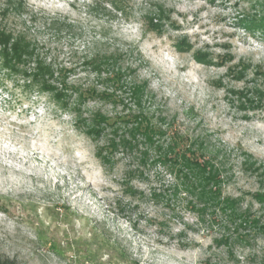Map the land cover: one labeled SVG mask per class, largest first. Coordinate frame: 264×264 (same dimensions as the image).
I'll return each instance as SVG.
<instances>
[{
	"label": "rangeland",
	"instance_id": "1",
	"mask_svg": "<svg viewBox=\"0 0 264 264\" xmlns=\"http://www.w3.org/2000/svg\"><path fill=\"white\" fill-rule=\"evenodd\" d=\"M24 1L0 0V27L33 46L19 69L0 54V252L18 264H264V234L217 245L220 218L194 211L181 179L138 153L105 165L97 151L113 131L88 135L31 76L43 63L55 81L113 92L81 108L116 122L139 86L162 141L203 139L223 161L224 194L264 220L252 197L264 190V0ZM103 238L111 261L90 254Z\"/></svg>",
	"mask_w": 264,
	"mask_h": 264
},
{
	"label": "trees",
	"instance_id": "2",
	"mask_svg": "<svg viewBox=\"0 0 264 264\" xmlns=\"http://www.w3.org/2000/svg\"><path fill=\"white\" fill-rule=\"evenodd\" d=\"M14 4V6H13ZM24 0H10L14 9L24 8ZM19 7V8H18ZM24 33L15 34L0 27V54H4V65L10 69H19L18 65L26 58L33 57V46ZM201 62H207L206 57L197 55ZM211 62V61H210ZM95 69L102 68V61L98 55L91 61ZM37 71L31 74L33 82L39 84V89L48 91L53 101L64 109L76 112L79 125L86 127L85 132L90 136H99L102 131L110 128L113 137L108 144L99 147L97 156L105 165L111 163V155L115 150L124 154L138 153L143 164L152 161L160 164L166 171L180 180L175 184L177 191L182 189L192 199L191 208L200 215L211 212L219 217V224L224 233L215 239L217 245H225L229 249L235 242H249L252 234H264V220L253 211L252 205H244L242 196L225 195L223 185L225 170L223 161H218V155L207 151L203 139L198 138L188 143L183 141L184 136L175 135L169 141H162L167 131L159 125L144 107L145 93L139 86H134V103L137 107L128 117L119 118V122L101 111L94 112L90 118H85L82 106L97 96L115 102V94L110 91H101L94 86L81 89L70 87L60 75L55 81L54 71L50 65L38 63ZM121 73V72H120ZM61 79V80H60ZM59 83V85L57 84ZM130 116V117H129ZM144 144L145 149L140 146ZM210 156L207 155L211 153ZM246 164H248L246 162ZM252 197L261 206H264V190L252 193ZM105 250V252H104ZM115 251V244L110 239L103 238L98 242L97 249L90 251L92 257L100 258L102 254ZM122 253V252H121ZM125 253L116 257H125ZM114 256L109 254L111 261ZM127 257V256H126ZM0 264H18L16 258L0 252Z\"/></svg>",
	"mask_w": 264,
	"mask_h": 264
}]
</instances>
